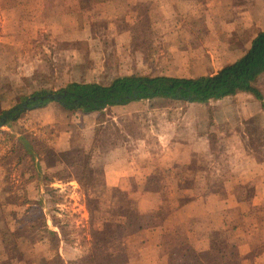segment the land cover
I'll return each instance as SVG.
<instances>
[{
	"label": "rangeland",
	"instance_id": "rangeland-1",
	"mask_svg": "<svg viewBox=\"0 0 264 264\" xmlns=\"http://www.w3.org/2000/svg\"><path fill=\"white\" fill-rule=\"evenodd\" d=\"M262 30L264 0H0V112L72 82L212 75L243 56ZM256 85L264 95V73ZM28 107L0 130V264H69L78 262L75 251L92 249L119 262L132 253L126 264H149L157 241L166 256L186 244L188 231L210 226L207 215L174 214L188 197L213 196L218 221L224 183L248 181L252 173L259 179L255 161H239L238 174L231 172L240 142L264 160V112L252 93L208 104L141 100L103 115L66 110L58 101ZM169 123L193 156L175 171L157 156ZM118 145L140 172L110 186L105 169L111 174ZM178 182L187 191H177ZM256 184L235 192L243 205L226 210L227 226L215 232L208 264H219L225 241L235 262L232 246L242 244L232 242L233 228L244 215L261 219L264 229V212L251 206ZM144 185L150 191H141ZM152 227L165 230L160 240Z\"/></svg>",
	"mask_w": 264,
	"mask_h": 264
},
{
	"label": "trees",
	"instance_id": "trees-1",
	"mask_svg": "<svg viewBox=\"0 0 264 264\" xmlns=\"http://www.w3.org/2000/svg\"><path fill=\"white\" fill-rule=\"evenodd\" d=\"M263 73L264 30L257 34L249 50L243 56L212 75L199 77H152L134 74L118 77L107 85L97 82H72L58 93L48 91L38 93L36 95L38 99H33V105L41 108L47 106L49 102L58 101L66 110H81L84 113L98 112L103 115L106 109L112 106L127 105L141 100L166 98L185 103L208 104L211 100H221L235 96L240 92H249L262 102L264 110V95L256 85L259 76ZM53 93L57 94L59 99L54 100L46 96ZM10 111L0 112V123L5 115L10 112L5 125L12 124L24 109L17 108ZM27 145L29 146V143ZM30 152L34 155L33 149H30ZM89 166V163L85 164L86 169H89ZM179 187L182 188L180 184ZM192 198L188 197L181 205H184ZM238 198L242 200L241 197ZM48 233L56 236L54 232L48 231ZM184 240L187 241V235H185ZM97 244L102 245L99 242ZM229 246L230 244L225 241L219 247L217 251L219 264H232L226 255ZM232 247L237 249L233 264H264V262H256L255 256L248 249L249 246L244 249V252L238 246L233 245ZM210 254V252L200 254L201 264L210 263ZM73 255L71 257L78 262L72 263L73 261H71L69 264L87 263V259H89L90 264H126L134 256L132 253H126L127 261L119 262L113 256H111L113 258L110 256L101 257L100 252L93 249L92 251H75ZM105 259L107 260L106 263H104ZM213 263L217 264L216 260H213Z\"/></svg>",
	"mask_w": 264,
	"mask_h": 264
},
{
	"label": "crops",
	"instance_id": "crops-1",
	"mask_svg": "<svg viewBox=\"0 0 264 264\" xmlns=\"http://www.w3.org/2000/svg\"><path fill=\"white\" fill-rule=\"evenodd\" d=\"M249 92H240L236 94L235 96L248 94ZM233 97V96H230ZM228 98V97H226ZM202 104V103H201ZM49 105V104H48ZM47 105V106H48ZM262 105V102H261ZM45 106V107H47ZM122 106V105H121ZM125 106V105H123ZM43 107V108H45ZM263 109V108H262ZM264 112V110H263ZM89 114V113H88ZM166 125V124H165ZM148 129H151L149 126ZM164 135L166 140L168 139V142L165 143V148L163 151L158 154V160L160 162V165L166 169H173L176 170V164L181 163L185 160H190L193 156L192 153L187 152L186 145L178 140L176 138L177 133V127L174 126V124L169 123L166 126H164ZM150 130L147 131L145 134V138L149 137ZM163 138V137H159ZM112 159L110 161V169L111 174L108 172V165L105 169L106 174V181L108 185L110 186H120L122 183L129 177L135 176L140 171L137 170V167L132 162V158H130V155L125 151L123 145H118L112 150ZM234 160L236 161V166L234 169L231 170L235 171V173L238 174L237 168L240 166L239 161H245L250 163V165L258 164L260 168L258 169L257 176L259 179H256V176L254 173H252L254 176L250 180H256L257 184L255 187V194L252 200L251 206H254L258 208L259 213L264 212V160L261 162L259 161V157L256 156L253 149H249L248 147H244L243 142H240V145L236 148V153L233 155ZM264 159V158H263ZM169 172V171H168ZM250 172V171H249ZM248 171H245L242 173L245 175V178L247 177ZM240 173V172H239ZM150 175L151 173H147ZM176 176V174L174 173ZM151 176H148L145 178V180L149 179ZM237 177V176H236ZM244 181L243 178H239L236 181H227L224 183V186L227 191V197L224 198L223 203L221 205V208L223 210L222 215L217 220L214 219L215 212H216V204L218 202L215 201V198L213 196H210V198L205 199L203 197L201 198H193L190 199L188 202H186L184 205L178 206L176 210L174 211L176 213L180 212L184 215H190L193 217L198 216H204L207 215L210 218V226L207 227L205 230L202 231H188V241L186 244L179 249H176L173 251V253L169 255L161 256V241H157L155 243V246H153L151 249V255L149 258L150 263L149 264H198V259L201 253L207 252L208 250H211L214 248L216 241H215V232H222L226 229L228 220L225 217V212L228 209H234L239 206L243 205V200H240L235 195V192L242 186H245L250 181ZM164 186V185H163ZM141 191H150L147 189V186H143ZM161 190V189H160ZM176 190L180 191H187L185 188L179 187L176 184ZM220 198V197H219ZM143 200H141L140 206L143 204ZM258 213V212H257ZM224 214V216H223ZM264 214V213H263ZM249 215H244L243 220L240 225L236 226V228H233L234 238L231 239L232 242L242 244L245 243L244 246H240V249L244 252L245 246L247 245H254L256 253H253L256 262L261 263L264 262V229L262 227L263 222L260 221L261 219H251ZM153 228V227H152ZM154 237L159 236V240L161 238V235L163 232V229H156L154 227L152 229ZM214 233V234H213ZM145 251V250H144ZM142 253V258L146 261L148 252ZM142 260H139L141 262ZM138 262V263H139Z\"/></svg>",
	"mask_w": 264,
	"mask_h": 264
},
{
	"label": "water",
	"instance_id": "water-1",
	"mask_svg": "<svg viewBox=\"0 0 264 264\" xmlns=\"http://www.w3.org/2000/svg\"><path fill=\"white\" fill-rule=\"evenodd\" d=\"M46 96L49 97V98H52V99H54V100L59 99L58 96H57V94H54V93H53V94H48V95H46ZM33 99H34V100H37V99H38V96H35ZM28 103H29V100L26 101L25 104L21 106V108H23V109H28V108H29V107H28ZM15 110H16V109H15ZM10 112H11V111H10ZM10 112H8V113L5 115L4 119H3L2 122L0 123V130L4 127L5 122H6V119L8 118V114H9Z\"/></svg>",
	"mask_w": 264,
	"mask_h": 264
},
{
	"label": "flooded vegetation",
	"instance_id": "flooded-vegetation-1",
	"mask_svg": "<svg viewBox=\"0 0 264 264\" xmlns=\"http://www.w3.org/2000/svg\"><path fill=\"white\" fill-rule=\"evenodd\" d=\"M33 101H29V103H28V105L30 104V103H32Z\"/></svg>",
	"mask_w": 264,
	"mask_h": 264
}]
</instances>
